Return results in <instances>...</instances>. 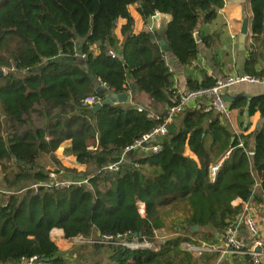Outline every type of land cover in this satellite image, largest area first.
Instances as JSON below:
<instances>
[{
    "label": "trees",
    "instance_id": "trees-1",
    "mask_svg": "<svg viewBox=\"0 0 264 264\" xmlns=\"http://www.w3.org/2000/svg\"><path fill=\"white\" fill-rule=\"evenodd\" d=\"M224 6L225 0H0V72H5L0 77V264L35 257L42 264H211L217 259L215 253L195 257L185 247L217 245V234L224 236L244 204L264 203V95L230 104L242 126L248 109L250 119L260 115L262 126L255 133L237 135L220 114L189 108L152 143L159 153L131 151L118 171L108 167L179 103L161 41L182 66L194 68L200 43L214 47L201 27L215 22ZM132 8L144 22L140 32ZM251 13L244 73L264 79V0H251ZM157 15L171 20L152 31L149 24ZM122 21L121 39L116 29ZM51 60L55 63L42 68ZM82 60L107 93L95 88ZM217 82L190 78L187 88H213ZM133 86L167 110L153 119L126 104L94 113L95 105L86 103L88 98L102 102L109 93L129 94ZM67 143L68 154L84 169H66L58 160L56 152ZM214 167H219L215 178ZM51 174L71 185H52ZM237 200L242 204L234 205ZM56 229L66 240L130 236L159 249L90 244L67 253L52 239ZM160 231L166 232L164 243L156 240ZM234 257L238 264H251L249 256Z\"/></svg>",
    "mask_w": 264,
    "mask_h": 264
},
{
    "label": "crops",
    "instance_id": "crops-1",
    "mask_svg": "<svg viewBox=\"0 0 264 264\" xmlns=\"http://www.w3.org/2000/svg\"><path fill=\"white\" fill-rule=\"evenodd\" d=\"M131 13L133 18L136 20L135 31H142L144 28V22L142 21L141 17L138 15L135 8L131 9ZM245 18H248L249 22L252 18L251 0H225V6L219 12L216 21L211 25L201 27V30H203L204 34H207L213 38L214 47L209 49L203 43H200V58L194 65V68H185L179 63V61L172 55L171 52H166V62L170 68V71L175 75L176 88L178 89L179 93L188 91L187 85L190 78L194 79L195 81L202 82L204 78L208 76L209 78L219 81L234 74H245L244 72L246 62L249 58V52H243L239 48V36L243 26V20ZM170 20L171 17L169 16L157 15L151 19L149 27L152 31L161 30L166 27ZM123 24V21L120 22L116 29V34L119 36V38H121L120 28ZM261 41L264 44V33L263 39ZM247 44L248 46L252 44L251 38H248ZM261 67H264V64H262L260 68ZM129 95L131 96V103H126V105L132 106L133 108L142 109L155 116L160 115L167 110L164 105L153 101L148 95L138 92L137 90H131ZM259 95H264V84L238 85L225 91V97L234 101L242 96L253 98ZM261 122L260 115L257 114L250 119V123L248 125L245 121L244 126H242V120L240 118L239 111L233 110L231 112L229 123H224L228 125V127L237 135H248L259 130L262 126ZM68 148L69 144L67 143L56 152L58 160L64 167L78 169L79 171L84 169L76 163L75 157H73L71 154H68ZM240 204H242V201L240 200H237L234 203L236 206ZM251 205L253 215L258 221L262 240L264 241V203H251ZM241 231L242 239L246 243L250 244V238L247 230L243 228ZM161 233L166 236L165 231H161ZM216 237L218 242L217 245H220L222 243L223 236L222 234L218 233ZM52 239L62 251L71 252L75 250L70 246V243L73 240H66L64 238V233L61 230H54L52 232ZM236 260L237 258L234 256H222L217 254V259L213 260L211 264H238ZM262 260L264 262V255Z\"/></svg>",
    "mask_w": 264,
    "mask_h": 264
},
{
    "label": "built area",
    "instance_id": "built-area-1",
    "mask_svg": "<svg viewBox=\"0 0 264 264\" xmlns=\"http://www.w3.org/2000/svg\"><path fill=\"white\" fill-rule=\"evenodd\" d=\"M109 55L112 58L116 57V54L114 52H110ZM244 84H264V79H258L245 74H234L232 76L219 80L217 82V85L213 88L179 93L180 99L178 105L168 109L163 123L150 133L143 136L142 139L137 141L133 146L128 148L122 156L121 161L117 164L110 165L108 167V171H118V166L122 161L125 160L126 154L131 151L144 150L147 152H152L154 154L159 153L160 147L152 146V143L165 136L168 133L169 126L172 125L176 117L183 113L186 109L205 108L208 112L213 111L220 114L222 120L229 123L232 111L230 108V103L225 99V91L231 87ZM86 103L90 106H94L97 103H100V101H96L95 98H88L86 100ZM138 110L140 112L143 111L142 109ZM149 116L153 119H157L155 115L150 114ZM249 155L253 156L254 153L251 152ZM218 170L219 167L212 168L213 178H215ZM50 176L53 179L52 185L56 187L65 188L71 185V182L69 181H58L55 174H51ZM138 207L142 216H145V205L143 203H139ZM243 228H245L249 234L250 244L246 243L241 237V230ZM158 233L159 232L156 233V240L164 243L167 240V236H159ZM73 240L84 241L91 244L118 245L130 250L158 251L159 249V246L154 242L140 241L137 239H132L130 236H118L117 238L104 237L89 240L77 238ZM185 249L195 257H202L203 255L212 253H217L222 256H249L251 258V264H264L262 260V257L264 255V241L262 240L258 221L253 215L251 203L244 204L242 213L234 221V223L230 227H228L220 245L202 242L199 246L189 244L185 247ZM258 250H260L261 252H257ZM20 264H42V262L39 258L35 257L30 260H22Z\"/></svg>",
    "mask_w": 264,
    "mask_h": 264
},
{
    "label": "water",
    "instance_id": "water-1",
    "mask_svg": "<svg viewBox=\"0 0 264 264\" xmlns=\"http://www.w3.org/2000/svg\"><path fill=\"white\" fill-rule=\"evenodd\" d=\"M249 34H250V22H249L248 18H245L243 20V26H242L241 33L239 36V48L243 52H245L247 49V42H248ZM195 38H196L197 42L201 41L199 34H196ZM160 45H161L162 51H164V52L170 51V46L166 43V41H162L160 43ZM59 61L63 62V61H65V59L60 58ZM73 61L77 62L76 59H73ZM67 62L71 63L72 60L68 59ZM53 63H55V60L48 61L42 66V68L47 67ZM80 63H81V65H83L84 69H86L88 71L91 79L95 83V88L98 89L101 94L107 93V89H103L100 82H96L95 76L88 70V66L85 64V62L82 60ZM34 71L38 72L39 68H35ZM32 72L33 71L30 70L28 72V74L32 73ZM4 75H5L4 71L0 72V77H3ZM132 88H133V90L136 89L135 86H133ZM225 99L229 103H232L234 101V100L226 98V97H225ZM250 100H251V98H250ZM126 103H131V96L129 94L124 93V94L117 95L115 93H109L102 102L97 103L94 106L93 112L97 113V112L101 111L102 108L106 105L116 106V105L126 104ZM249 106H250V101H249ZM246 116H247L246 124L248 125L250 123L249 109L246 112ZM91 211H92V209H90V213H91ZM194 230H198V227H195ZM257 252H261V251L258 250ZM44 261L49 262V259H46Z\"/></svg>",
    "mask_w": 264,
    "mask_h": 264
},
{
    "label": "rangeland",
    "instance_id": "rangeland-1",
    "mask_svg": "<svg viewBox=\"0 0 264 264\" xmlns=\"http://www.w3.org/2000/svg\"><path fill=\"white\" fill-rule=\"evenodd\" d=\"M5 73V72H4ZM64 157H66V156H64ZM70 165V164H69ZM66 169L68 168V167H65ZM68 169H72V168H68ZM145 215V214H144ZM158 235L160 236V235H164V234H162L161 233V231L158 233ZM91 243H88V242H84V241H75V240H73V241H71V243H70V246H71V248H73V249H77V248H79V247H83V246H89ZM65 252V251H64ZM67 253H70V252H67Z\"/></svg>",
    "mask_w": 264,
    "mask_h": 264
}]
</instances>
